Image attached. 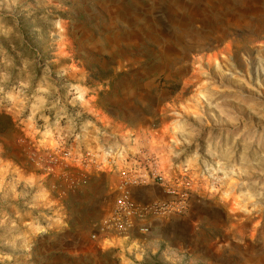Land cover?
<instances>
[{
    "label": "rangeland",
    "instance_id": "374dc122",
    "mask_svg": "<svg viewBox=\"0 0 264 264\" xmlns=\"http://www.w3.org/2000/svg\"><path fill=\"white\" fill-rule=\"evenodd\" d=\"M0 115V264H125L123 183L161 189L130 264H264V0H0Z\"/></svg>",
    "mask_w": 264,
    "mask_h": 264
},
{
    "label": "crops",
    "instance_id": "0c3cea01",
    "mask_svg": "<svg viewBox=\"0 0 264 264\" xmlns=\"http://www.w3.org/2000/svg\"><path fill=\"white\" fill-rule=\"evenodd\" d=\"M108 184L104 185L103 191L101 192L100 197L93 199L92 204V216L91 221L92 226L97 228L95 235L97 241L95 242L96 247H102V244H105L106 250L116 251L118 258H120L122 263L130 264L134 260V257H141L149 250V244L158 240H165L162 236H159L154 233H149L147 235L139 233L138 229L141 226L148 225L150 226L152 232L157 229L155 226L156 221L152 216L148 217L146 220H135L132 223V227L125 236H119L114 232L105 233L101 231V222L105 210L112 206V199L117 194L116 192H107ZM160 188L154 185L142 184V185H131V192L134 203L138 207H144L150 201L158 197L160 194Z\"/></svg>",
    "mask_w": 264,
    "mask_h": 264
},
{
    "label": "built area",
    "instance_id": "2783aa9c",
    "mask_svg": "<svg viewBox=\"0 0 264 264\" xmlns=\"http://www.w3.org/2000/svg\"><path fill=\"white\" fill-rule=\"evenodd\" d=\"M128 187L127 183L119 185L118 191L120 193V197L118 199L117 207L113 216L102 225V232L115 231L118 234L123 235L130 230L134 220H142L144 218L143 209H140L135 205L132 200L131 190ZM161 207L166 208V206ZM182 208L183 206L179 207V209ZM161 210L162 212L166 211L162 208ZM139 231L145 233L148 231V227L143 226L139 229Z\"/></svg>",
    "mask_w": 264,
    "mask_h": 264
},
{
    "label": "trees",
    "instance_id": "16d2710c",
    "mask_svg": "<svg viewBox=\"0 0 264 264\" xmlns=\"http://www.w3.org/2000/svg\"><path fill=\"white\" fill-rule=\"evenodd\" d=\"M2 125H5L7 128L14 129V124L11 122L10 117L6 115H0V128L2 127Z\"/></svg>",
    "mask_w": 264,
    "mask_h": 264
}]
</instances>
